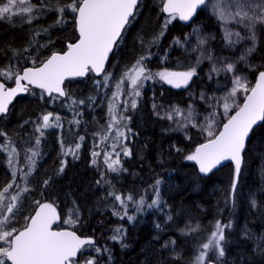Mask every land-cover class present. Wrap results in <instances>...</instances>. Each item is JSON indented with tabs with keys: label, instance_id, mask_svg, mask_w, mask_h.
<instances>
[{
	"label": "trees",
	"instance_id": "trees-1",
	"mask_svg": "<svg viewBox=\"0 0 264 264\" xmlns=\"http://www.w3.org/2000/svg\"><path fill=\"white\" fill-rule=\"evenodd\" d=\"M59 1L60 5L67 2ZM202 15L201 11L194 22ZM166 16L161 11V0H141L135 20L126 27L103 75L96 77L90 72L84 78L66 80L64 86L68 95L55 101L46 96L41 99L40 90L31 87V92L17 97L8 113L0 118V131L6 132L20 150L21 163L25 162L24 151L34 147L29 137L35 138L33 122L42 113H58L63 125L41 137L40 159L30 191L23 194L16 227H22L24 217L34 213L35 201L54 202L61 223L66 211H71L79 223L69 228L81 236L92 237L96 246L110 250V259L109 252L100 254L99 264H194L200 245L206 242L219 220L222 224L231 222L232 227L225 230L224 257L217 258L210 252L211 260L217 264H264V256L255 247L257 240L245 235L264 236V126L257 125L247 142L233 203L226 200L235 166L227 163L210 176H202L194 161L185 159L205 141L201 131L193 128L188 135L170 132L168 122L158 118L153 111L155 103L184 106L190 102L209 110L199 101L198 92L202 88L209 92L225 90L228 82L222 75H213L210 80L206 67H199L198 77H194L187 90H177L158 79L148 81L141 89L137 107H129L126 111L131 117L128 137L131 156L122 155L120 160L126 171L112 173L98 161L95 165L91 163L94 140L108 117V92L104 96L95 81H102L105 73L116 80L120 78L138 57L146 54L147 48L141 46L142 41L147 45L160 33ZM63 17L66 21L62 25H53L57 21L56 11L32 23H20L19 16L0 19V68L32 66L30 60L33 57L38 65L53 52L65 51L67 43L76 41L78 34L73 17L67 12ZM209 22L216 23L212 19ZM193 23L185 26L177 19L168 25L158 45L151 48L154 55L147 65L152 72L165 68L182 71L193 64L191 55L184 53L183 48L172 46L175 37L183 40ZM51 24L49 33L38 32L37 35L35 28ZM223 42L219 35L214 44L227 51L229 47ZM26 48L27 52L24 51ZM165 52L168 54L166 60L162 59ZM252 59L258 65L264 64V39L259 42ZM255 78L256 73L251 72L249 87L254 85ZM7 83L13 85L11 81ZM73 100L84 103L73 105ZM242 101L243 98L239 103ZM80 137H84L83 141ZM60 138L64 140L65 148L81 144L75 157L62 154ZM4 142L0 137V143ZM62 160H66V164L63 172H59ZM157 179L161 181V208L136 213L134 205L129 204L128 214L136 215L135 221L112 214L114 202L108 196L110 191L131 192L136 198L143 195L146 203H151L152 185ZM98 180L101 183L97 184ZM10 181V169L0 150V186ZM45 181H48L47 186ZM168 215L173 219L168 220ZM61 223L62 227H68ZM118 227L126 230L123 239H109ZM170 240H175V245L164 247Z\"/></svg>",
	"mask_w": 264,
	"mask_h": 264
},
{
	"label": "snow or ice",
	"instance_id": "snow-or-ice-1",
	"mask_svg": "<svg viewBox=\"0 0 264 264\" xmlns=\"http://www.w3.org/2000/svg\"><path fill=\"white\" fill-rule=\"evenodd\" d=\"M140 2L141 0H67L65 4L60 5L57 0V4L50 5L47 0H36V3H32V0H0V19L22 16L30 23L33 19H37L39 14H43L52 7L57 12V23L63 21V14L67 12L73 17L78 32L76 41L67 43L66 51L53 52L38 65L36 58L33 57L30 60L32 65L30 67L9 65L0 68V116L8 113L9 105L18 94L30 93L31 86L40 89L41 99L47 95L55 101L68 95L64 89L66 79L84 77L89 72L103 73L109 54L119 46L126 27L135 20ZM198 10L206 12L219 22V26L223 29L222 39L226 41L227 47H235L245 40L250 41L251 46L244 48L235 60L220 57L208 47L210 41L215 40L216 36L210 32L205 34L201 26L195 25L191 33L186 34L183 40L175 37L172 41V46L184 48L186 51L190 47L191 52L196 54L195 63L187 65L182 71L165 68L162 71L152 72L147 65L154 55L151 48L158 45L168 25L177 19L191 24ZM161 11L167 16L160 33L147 45L142 41L141 46L147 48L146 54L138 57L115 82L112 102L108 106L110 117L108 131L111 133L115 127L116 141H126L128 139L126 133L131 131L126 124L131 117L123 114L117 116L119 97L131 98L123 102V110L126 111L129 107L132 109L137 107L138 98L142 94L141 89L147 81L158 79L175 88H187L193 77H198L197 68L208 61L211 65L208 79L211 80L213 75L224 73L229 77L230 90L223 97L210 98L214 102L209 105L211 109L209 115L202 118L203 124L197 123L198 114L191 106L186 112L173 107L166 118L173 120L175 114L176 117H181L176 121L177 128L189 126L199 128L205 135V142L199 144L194 152L185 157L188 161L197 162L199 173H211L222 161H234L235 175L226 200V202L234 203L246 143L254 134V126L258 123L264 126V70H261L264 69V64H248V57L256 51L257 32L264 30V0H215V2L212 0H161ZM241 30L244 32L243 35ZM193 38L196 41L195 44L189 45V41ZM24 51L27 52L28 49ZM167 56L165 52L162 59L166 60ZM241 63L247 65V70L256 73L255 83L251 87H249L250 82L247 76L240 74L238 64ZM110 75L105 73L102 81H95L96 85L107 87ZM8 81H11L14 86L8 87ZM126 81L130 83L127 91L124 88ZM238 94L242 96L243 103L238 102ZM208 99L204 94L200 95V100L205 103H208ZM77 103L83 104L84 101H72L73 105ZM153 108H156L155 104ZM218 116L224 117V120H219ZM33 123L35 138L29 137V140L34 147L24 151L28 171L19 169L22 173L21 179L25 181L35 169L37 158L41 155L39 145L45 131L59 130L63 127L59 114L52 112L42 113ZM0 137H3L5 141L0 143V150L7 154L6 160L11 175V181L0 186V264H99V255L105 252H109L110 259V250L96 246L93 238L81 237L76 231L54 228V225L58 226L61 220L54 202L35 201L34 214L25 216L24 225L16 227L19 223L17 216L23 206V194L30 189L21 187L17 183L16 164L19 162L20 150L6 132L0 131ZM79 139L83 141L84 137ZM58 142L62 147L63 155L70 154L75 157L81 147L80 143H75L74 146L69 145L65 148L62 138ZM117 146L115 143L112 144L111 151L105 152L103 158L107 169L119 174L126 171L120 161L121 152L125 157H129L131 149L125 144L121 147V151H116ZM176 151L179 152L180 149L177 148ZM99 155L96 151L92 152L93 165L97 163L95 158ZM64 164L66 160H62L59 172H63ZM101 176L103 177V173ZM99 183L101 181L98 180L97 184ZM160 183L161 181L157 179L152 185L151 203H146L143 195L136 198L131 192L110 191L108 196L114 202L112 214L120 219L126 217L128 221H135L136 215L128 214L129 204L134 205L136 213H142L146 209L161 208ZM44 184L47 186L48 181ZM252 203L255 206V201ZM167 219L172 220L173 217L168 215ZM65 223L73 225L79 223V220L73 219L70 213ZM231 227V222L222 224L217 220L206 242L200 245L194 264H213L209 258L210 252L217 258L224 257L225 230ZM114 232L115 234L109 239L121 241L126 230L118 227L114 229ZM245 235L248 239L257 240L255 247L264 256V236L254 238L249 233ZM175 243V240H170L164 247H168L169 244L175 245Z\"/></svg>",
	"mask_w": 264,
	"mask_h": 264
},
{
	"label": "rangeland",
	"instance_id": "rangeland-1",
	"mask_svg": "<svg viewBox=\"0 0 264 264\" xmlns=\"http://www.w3.org/2000/svg\"><path fill=\"white\" fill-rule=\"evenodd\" d=\"M47 2L50 4V5H55L57 4V0H47ZM60 2V1H59ZM212 2H215V0H212ZM32 3H36V0H32ZM54 11V9L52 7H49V9L44 12L43 14H39L38 15V18L37 19H40V18H43L46 16L47 13L49 12H52ZM203 15L199 17V19L193 23L192 27L195 26V25H199L202 27L203 31L205 34L207 33H212L216 36V39L213 40V41H210L208 47L210 49H212L218 56L220 57H226L228 58L229 60H235L238 58V56L243 52L244 48L246 47H250L251 46V42L248 41V40H245L243 42H241L240 44H237L235 47H229L227 49V51H224L222 48V46L220 47H217L215 46L214 42L217 40L218 36L219 35H223V29L219 26V22L216 21L215 19L212 18L211 15L207 14L206 12L202 11ZM57 14V12H56ZM58 18V17H57ZM19 22H27V20L22 17V16H19ZM37 19H33L30 23L32 22H35ZM209 19H212L214 20L216 23L215 24H210L209 22ZM65 19L63 17V21L61 23H57V21L53 24V25H62L63 23H65ZM29 23V22H28ZM53 25H49L48 27H41V28H35V31L38 33L40 32L41 34H44V33H49L51 28L53 27ZM230 27L232 25H229ZM192 31V28L190 29L189 33H191ZM188 33V34H189ZM241 34L243 35L244 32L243 30H241ZM264 39V30H260L257 32V41H256V49L258 48L259 46V42ZM195 39H191L189 41V45H194L195 44ZM224 46H226V41L224 40ZM183 52H187L190 56L191 55V62L194 64L195 63V59H196V54L195 53H192L191 50H190V47L188 48V50L186 51L184 48L182 49ZM254 54V53H253ZM253 54L251 56L248 57V64H251V65H258L257 63H255L252 59L253 57ZM202 66H205L206 67V71L207 73H209L210 71V63L208 61H205L203 64H201L199 67H202ZM198 67V68H199ZM238 69H240V74L241 75H246L247 78H248V81L250 82V73L252 71L250 70H247V65L241 63V64H238ZM162 71V70H160ZM155 72H158V71H155ZM220 75H222L223 77H225L227 79V88L221 92H209L207 91L205 88H202L200 89V91L198 92V99L199 101L203 102L204 106H207L209 108V105L212 104L214 101L210 98H213V97H216V98H220V97H223L224 95H226V93L230 90L231 88V84L229 82V77L226 76L224 73H221ZM113 76L110 75V78H109V82H108V86L107 87H99V90L101 91V93L103 94L104 92V96H105V93L106 91L108 92V97H107V103H106V107L108 109V106L109 104L112 102L111 100V97H112V92L115 91V82H116V79H114V77L112 78ZM148 82V81H147ZM146 82V83H147ZM146 83L144 84V86L146 85ZM250 85V83H249ZM130 87V83L128 81L125 82V85H124V88H125V91L128 90V88ZM201 94H204V96L206 98H209L208 99V103H205L204 101L200 100V95ZM103 99H105L103 97ZM125 99H128L130 100L131 98L130 97H127V96H121L119 97V110L117 112V116H119L120 114H123L125 116H129L128 114H126V111L123 110V102ZM240 99H242V96H240V94H238V102L240 101ZM156 105V108H153V111L155 113V115L158 117V118H161V119H164L168 122V131L170 132H175V133H181L183 135H188L189 132L191 131V129H193L192 127H188V128H177L176 127V121L181 119V117H176L175 114L173 115V120H168L166 118V115L167 113L169 112V110L173 107H178L182 110H184L185 112L188 110L189 106H191L195 112L198 114L197 116V123L198 124H203L204 123V120L202 119L203 117L205 116H208L209 115V112L211 111V109L209 108V110H205V109H202L198 106H196L194 103L190 102L188 103L187 105H179V104H171V105H168V104H162V103H155ZM220 111H222V109H219ZM219 120L222 121V119H224V117H220L218 116L217 117ZM110 123V117H109V114H108V117H107V120L105 122V124L103 125V127L101 128L99 134L97 135V137L95 138L94 140V144H93V147H94V150L96 152H98L100 155L97 156L96 158V161H98L99 163L102 164V167L103 168H107L106 164L104 163V153L105 152H109L111 151V145L112 144H117V148H116V151H121V147L123 145L126 144V146L128 147V139L126 141H116L114 139V133H115V127H113L111 133H109L108 131V125ZM127 124V128H129V121L126 122ZM196 130H199V128H195ZM52 130L54 129H48L45 131V133H48V132H51ZM202 133V132H201ZM127 136L129 137V134H131V131L130 132H127L126 133ZM203 134V133H202ZM203 136L205 137V135L203 134ZM105 137H107L105 139ZM2 151V150H1ZM39 151L41 153V150H40V147H39ZM3 152V151H2ZM5 154V159H6V156L7 154ZM123 155V153L121 152V156ZM121 156H120V160H121ZM113 159L115 158L114 156L112 157ZM39 159H40V156L37 158V162H36V166H35V169L30 173V175L28 176L27 180H23L21 179V175L22 173L19 171V169L23 168V170L25 172L28 171L27 169V166L24 163H21V162H18L16 164V167L18 169L17 171V182L20 184L21 187H27V188H31V181H32V178L34 177V174H35V170L37 168V164L39 162ZM6 164H7V160H6ZM129 211V210H128ZM71 213V211H66V214L64 216V218L62 219V223L61 224H64L68 227H72L73 225H68L65 223V221L68 219L69 217V214ZM72 215V218L75 219L73 213H71Z\"/></svg>",
	"mask_w": 264,
	"mask_h": 264
},
{
	"label": "water",
	"instance_id": "water-1",
	"mask_svg": "<svg viewBox=\"0 0 264 264\" xmlns=\"http://www.w3.org/2000/svg\"><path fill=\"white\" fill-rule=\"evenodd\" d=\"M138 6H139V4H138ZM201 12V10H198V12H197V14L194 16V18H193V21L191 22V24L195 21V19L198 17V15H199V13ZM165 14V13H164ZM165 15H167V14H165ZM183 25H185V26H188V25H190V24H186L185 22H182V21H180ZM77 34H78V32H77ZM75 42V41H74ZM73 42V43H74ZM69 43V42H68ZM115 49V48H114ZM67 50V49H66ZM65 50V51H66ZM114 51V50H113ZM64 51H62V52H59V53H63ZM113 53V52H112ZM112 53H110L109 54V58H108V60H107V62H106V64H105V70H106V68H107V65H108V62H109V60H110V58H111V55H112ZM49 57V56H48ZM28 67H30V66H28ZM105 70H104V72H105ZM264 70V69H263ZM104 72L103 73H100V74H95V73H93L96 77H99V76H101V75H103L104 74ZM90 73V72H89ZM88 73V74H89ZM87 74V75H88ZM86 75V76H87ZM86 76H84V77H86ZM84 77H75V78H68V79H66V80H75V79H77V78H84ZM66 80H65V82H66ZM193 80H194V77H193ZM193 80H192V82L189 84V86L187 87V88H175V87H173V86H171V85H169L170 87H172V88H175V89H177V90H187L191 85H192V83H193ZM255 83V82H254ZM65 84V83H64ZM14 86V84L12 85V86H8V87H13ZM31 87H34V88H36V86H31ZM38 89V88H37ZM64 89H65V86H64ZM40 90V89H39ZM66 91V90H65ZM26 93H22V94H18L15 98H14V100H13V102H12V104L15 102V100L17 99V97H19L20 95H25ZM46 97H48L47 95H45ZM62 98H64V97H62ZM242 103H243V101H242ZM12 104H10L9 105V108H10V106L12 105ZM2 116H0V118H1ZM258 125H259V123H258ZM256 126H254V128H255ZM205 141H203V142H201V143H204ZM248 142V141H247ZM200 143V144H201ZM199 145V144H198ZM197 145V146H198ZM196 146V147H197ZM246 146H247V143H246ZM245 149H246V147H245ZM245 151V150H244ZM243 154H244V152H243ZM243 162H244V157H243ZM194 163L196 164V166H197V168L199 169V165L197 164V162H195L194 161ZM227 163H232L233 165H234V161H231V160H226V161H222L221 162V164L220 165H218L215 169H213V171L211 172V173H208V174H201L202 176H210L214 171H216V170H218L219 168H221V167H223L224 165H226ZM235 166V165H234ZM242 167H243V163H242V166H241V169H242ZM57 211L59 212V210L57 209ZM34 214V213H33ZM32 214V215H33ZM61 216V215H60ZM61 223V220H60V222L58 223V226L57 225H54V228H57L58 227V229H68V230H70V231H75V230H73V229H71V228H69V227H59V224ZM77 235H79L78 233H77ZM81 236V235H80ZM81 237H89V236H81ZM92 238V237H91ZM213 261V264H217L214 260H212Z\"/></svg>",
	"mask_w": 264,
	"mask_h": 264
},
{
	"label": "flooded vegetation",
	"instance_id": "flooded-vegetation-1",
	"mask_svg": "<svg viewBox=\"0 0 264 264\" xmlns=\"http://www.w3.org/2000/svg\"><path fill=\"white\" fill-rule=\"evenodd\" d=\"M59 227H62V226L59 224Z\"/></svg>",
	"mask_w": 264,
	"mask_h": 264
}]
</instances>
